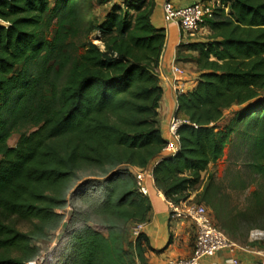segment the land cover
I'll list each match as a JSON object with an SVG mask.
<instances>
[{
	"label": "trees",
	"instance_id": "16d2710c",
	"mask_svg": "<svg viewBox=\"0 0 264 264\" xmlns=\"http://www.w3.org/2000/svg\"><path fill=\"white\" fill-rule=\"evenodd\" d=\"M96 1L0 0V264H26L41 252L33 239L62 227V264H135L143 233L130 251L125 233L131 240L133 227L149 222L152 203L134 169L153 165L156 187L178 203L234 132L248 166L264 175V0H221L209 39L183 44L198 55L179 52L178 61L196 62L199 75L177 96L183 121L170 156L158 71L166 30L152 23L151 2ZM94 5L104 7L100 20ZM234 104L243 108L221 128ZM219 195L213 182L202 192L233 235Z\"/></svg>",
	"mask_w": 264,
	"mask_h": 264
},
{
	"label": "crops",
	"instance_id": "0c3cea01",
	"mask_svg": "<svg viewBox=\"0 0 264 264\" xmlns=\"http://www.w3.org/2000/svg\"><path fill=\"white\" fill-rule=\"evenodd\" d=\"M104 7L112 3L124 5L126 2L143 1L145 6L150 2L153 4L152 23L158 28L166 30V43L162 56L161 65L158 69L161 84L163 86V97L160 107V121L164 136L169 139V126L172 117L177 111V95L174 89V75L172 66L174 63L180 66L187 79L186 85H194L199 75V68L194 61H178L179 52L197 56V52L189 51L182 47V35L180 28L175 22H167L164 19L163 4L166 0H105ZM176 6H183L191 0H170ZM212 31L205 26L196 38L192 41H207ZM195 75V79L193 76ZM135 170V169H134ZM146 185L149 188L148 197L152 203L149 213V222L143 230L140 239V252L142 260L136 254L135 264H169L170 260L177 257L189 256L194 247L195 228L187 220H173L170 216L168 201L158 190L153 177L146 178ZM197 192V190H196ZM193 196V195H192ZM137 236L132 234L131 241ZM237 242L233 249L229 247L218 250L213 256L203 258L201 264H264V242L247 239L244 242Z\"/></svg>",
	"mask_w": 264,
	"mask_h": 264
},
{
	"label": "rangeland",
	"instance_id": "374dc122",
	"mask_svg": "<svg viewBox=\"0 0 264 264\" xmlns=\"http://www.w3.org/2000/svg\"><path fill=\"white\" fill-rule=\"evenodd\" d=\"M93 1L95 0H92L91 4ZM97 2L98 0L96 3ZM103 10L104 7L94 5L93 10H91V16L97 19L99 18L98 20H100L104 14ZM95 35L96 33H93L91 37L96 43H99ZM192 76L193 79H195V75ZM191 87L192 85H187L186 88L190 89ZM262 95L264 96V91ZM242 108L241 105L234 104L232 107L225 109L224 117L219 123V126L224 128L236 117L237 113ZM235 133L236 132L232 134L233 141L226 146L220 159L215 164H209L208 170L202 172L203 181L200 187H198L197 192L194 190L191 196L193 195L192 197L206 203L202 198V192L209 182H213V187L220 192L219 198L221 199L220 202L223 214L230 215L229 222L235 224L233 228L234 234H228L235 241L244 242L249 239L252 230L258 229L264 231V175L256 173L248 166L247 161H245L247 152L244 150L242 152L240 145L244 139ZM19 138L20 132H13L9 138V144L11 146L16 145ZM206 205L208 204L206 203ZM70 211L71 207H68L65 212L68 215ZM213 218L215 223L222 228V225L218 222L214 213ZM68 219L69 216L66 221H68ZM19 227L24 231H29L32 228L30 223L25 222L20 223ZM61 231L62 228L54 233H50L47 239H33L34 244L39 246L41 251L45 252L47 264H62L59 256L66 248L67 240L63 242L64 244L62 243L61 246H58L61 238L58 240L57 234H60ZM125 234V246L127 250L130 251V233L126 231Z\"/></svg>",
	"mask_w": 264,
	"mask_h": 264
},
{
	"label": "built area",
	"instance_id": "2783aa9c",
	"mask_svg": "<svg viewBox=\"0 0 264 264\" xmlns=\"http://www.w3.org/2000/svg\"><path fill=\"white\" fill-rule=\"evenodd\" d=\"M220 3L221 0H193L186 5L176 6L170 0H166L163 4L164 19L167 22H175L178 24L183 44H185L201 32L206 26L207 20L213 17L215 5ZM172 73L175 80L174 89L178 96L188 90L186 88L187 79L185 75H183L177 62L172 66ZM182 121L183 119L175 115L172 117L169 126L170 138L163 149V156L174 155L177 152L179 146L177 129ZM158 161L159 159L156 160L155 163H158ZM152 169L153 165L148 168H135L134 170L139 191L146 196L149 195L146 178L153 177ZM160 192L162 193V191ZM167 201L171 219L187 220L191 222L196 233L192 253L186 257L173 258L170 260L169 264H201L203 258L213 256L218 250L226 247L233 249L237 246V242L230 238V236L215 223L212 210L205 203L197 201L192 196L178 203ZM147 224L148 222L136 224L132 229L133 235L139 236L143 233ZM62 233L61 231L60 234H57L58 240L61 238ZM250 239L254 241H264V231L258 229L252 230ZM26 264H47L45 252L41 251L40 254L34 259L27 261Z\"/></svg>",
	"mask_w": 264,
	"mask_h": 264
},
{
	"label": "water",
	"instance_id": "95a60500",
	"mask_svg": "<svg viewBox=\"0 0 264 264\" xmlns=\"http://www.w3.org/2000/svg\"><path fill=\"white\" fill-rule=\"evenodd\" d=\"M64 231V227H62V232Z\"/></svg>",
	"mask_w": 264,
	"mask_h": 264
}]
</instances>
